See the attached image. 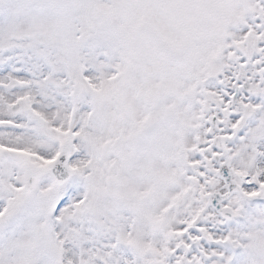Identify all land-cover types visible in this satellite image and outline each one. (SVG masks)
Here are the masks:
<instances>
[{
  "label": "snow or ice",
  "instance_id": "1",
  "mask_svg": "<svg viewBox=\"0 0 264 264\" xmlns=\"http://www.w3.org/2000/svg\"><path fill=\"white\" fill-rule=\"evenodd\" d=\"M0 264H264V0H0Z\"/></svg>",
  "mask_w": 264,
  "mask_h": 264
}]
</instances>
